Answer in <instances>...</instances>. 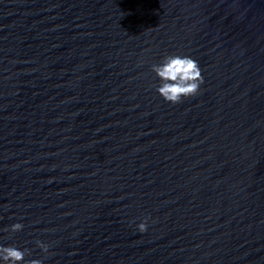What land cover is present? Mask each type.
<instances>
[{
	"label": "water",
	"instance_id": "1",
	"mask_svg": "<svg viewBox=\"0 0 264 264\" xmlns=\"http://www.w3.org/2000/svg\"><path fill=\"white\" fill-rule=\"evenodd\" d=\"M176 52L204 82L173 104L151 64ZM0 238L43 264H264V0H0Z\"/></svg>",
	"mask_w": 264,
	"mask_h": 264
},
{
	"label": "clouds",
	"instance_id": "2",
	"mask_svg": "<svg viewBox=\"0 0 264 264\" xmlns=\"http://www.w3.org/2000/svg\"><path fill=\"white\" fill-rule=\"evenodd\" d=\"M151 72L154 74L153 86L156 93L166 102L173 104L197 94L204 82L198 60L180 52L163 55L158 62L151 64ZM23 227V223L15 222L5 227L3 231L14 233L21 231ZM136 227L140 232L146 231L148 218L142 220ZM35 243L43 252H48L49 245L46 242L38 239ZM30 255L29 248L0 242V264H43L41 259H25Z\"/></svg>",
	"mask_w": 264,
	"mask_h": 264
}]
</instances>
